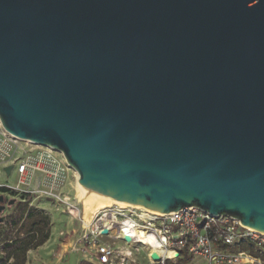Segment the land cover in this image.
Segmentation results:
<instances>
[{"label": "water", "instance_id": "water-1", "mask_svg": "<svg viewBox=\"0 0 264 264\" xmlns=\"http://www.w3.org/2000/svg\"><path fill=\"white\" fill-rule=\"evenodd\" d=\"M0 123L90 191L264 232V0H0Z\"/></svg>", "mask_w": 264, "mask_h": 264}, {"label": "built area", "instance_id": "built-area-1", "mask_svg": "<svg viewBox=\"0 0 264 264\" xmlns=\"http://www.w3.org/2000/svg\"><path fill=\"white\" fill-rule=\"evenodd\" d=\"M48 148L14 138L0 123V173L16 174L15 184L0 183V189H5L0 194L40 195L74 207L62 194L71 167L61 152ZM9 165L7 174L4 168ZM124 221L130 225H121ZM132 229L140 231L142 237L131 236ZM140 239L147 242L140 243ZM72 240L69 251L89 248L88 259L94 264H134L132 249L136 246L148 250L150 264H183L185 260L188 264H264V232L194 206L159 213L144 207L111 205L92 212L88 221L83 218ZM152 252L158 254V260L151 258Z\"/></svg>", "mask_w": 264, "mask_h": 264}, {"label": "rangeland", "instance_id": "rangeland-1", "mask_svg": "<svg viewBox=\"0 0 264 264\" xmlns=\"http://www.w3.org/2000/svg\"><path fill=\"white\" fill-rule=\"evenodd\" d=\"M23 145V144H22ZM14 155L18 156V150H14ZM76 171L74 169H69L66 173L65 187L62 190V194L66 195L68 200L73 203L74 207H68L66 204L57 201L56 199L32 195L19 197L11 194V196H5V200L14 199L16 202H23L26 208L33 210L32 215L22 221V225H17L14 228L12 234V240L15 241L14 245L11 247H5L6 245L0 243V257L4 256H15V259L9 260L8 264H19L22 260L21 249L28 242L31 241V245L36 244L42 238L43 235L52 236V241L54 242L52 246V251L50 257L54 258L63 250L64 254H67L70 250V245L73 244V238H75L81 229V220H88L91 213L96 210H91L85 206L83 201V193L81 192L79 185L77 183ZM78 177V175H77ZM16 174L14 171L10 175L5 173H0V183L15 184ZM93 205L98 203V200L92 199ZM5 221L0 225V230L2 231L6 226V221L8 217L13 214V206H6L4 211ZM48 220L45 222V218ZM34 229L35 233L28 232ZM134 246V245H133ZM34 249V247H31ZM74 252H79L82 256L88 258L89 253L92 252L89 248L87 250H76ZM148 250L145 247L136 246L132 249V256L134 264H150L148 261ZM26 257V253H25ZM39 257V256H38ZM194 260L193 262H195ZM183 264H188L187 260L182 262ZM203 264V262H200ZM42 264V263H41ZM191 264V263H190Z\"/></svg>", "mask_w": 264, "mask_h": 264}, {"label": "trees", "instance_id": "trees-1", "mask_svg": "<svg viewBox=\"0 0 264 264\" xmlns=\"http://www.w3.org/2000/svg\"><path fill=\"white\" fill-rule=\"evenodd\" d=\"M1 191H5V189H0ZM13 206V214L11 216L8 217V220L6 221V224H5V228L1 231L0 230V243H3L5 244L6 246L5 247H11L13 246L15 243L14 240H12V234H13V231H14V228L17 226V225H22V221H24V219H27L29 218L32 213H33V210L32 209H28L26 208V206H24L23 202H15L10 206L12 207ZM45 219V222H47L46 224H48V220L46 219V217L44 218ZM5 221V220H4ZM1 225V224H0ZM30 233H35L34 229H31L28 234ZM49 235H47V233L45 235L42 236V238L39 240V242H37L36 244L34 245H31V241L28 240V242L23 246V248L21 249V252H22V260L21 263L19 264H24V261H25V253L29 250V249H32L31 247L33 246L34 248H36L37 246L41 245L42 243H44L47 239H48ZM16 260L15 259V256H4V257H0V264H8L7 262L9 260H12L13 261ZM79 264H94L93 262L91 261H88V260H81L79 262Z\"/></svg>", "mask_w": 264, "mask_h": 264}, {"label": "crops", "instance_id": "crops-1", "mask_svg": "<svg viewBox=\"0 0 264 264\" xmlns=\"http://www.w3.org/2000/svg\"><path fill=\"white\" fill-rule=\"evenodd\" d=\"M53 241L52 236L50 235L44 243L34 249H29L26 252L24 264H79L81 260L91 261L85 256H82L79 252L69 251L67 254H64V249L61 250V253L56 257L51 258L50 253L52 251V246L54 245Z\"/></svg>", "mask_w": 264, "mask_h": 264}, {"label": "bare ground", "instance_id": "bare-ground-1", "mask_svg": "<svg viewBox=\"0 0 264 264\" xmlns=\"http://www.w3.org/2000/svg\"><path fill=\"white\" fill-rule=\"evenodd\" d=\"M76 178H78L77 175H76ZM78 185H79V183H78ZM79 188H80L81 192L83 193V201H84L85 206H87L92 211L93 210H100V209L108 208L111 205H117V206H120V207H130V206L139 207V206L132 205V204L127 203V202L122 201V200H118V199H115V198H110V197H106V196L100 195V194H98L96 192L90 191V190L82 187L81 185H79ZM92 199L98 200V203L93 205ZM119 224H121V223H119ZM121 225L129 226L130 223L128 221H126V222L124 221V223L121 224ZM126 229L127 228H125V230ZM132 231H133V235H131V236H133V237H142L141 236L142 234H141L140 231L135 230V229H132ZM138 242L146 243L147 241H145V240L142 241V239H140Z\"/></svg>", "mask_w": 264, "mask_h": 264}]
</instances>
